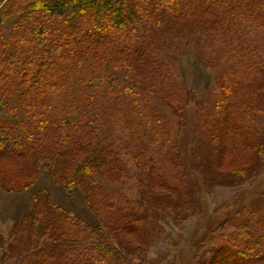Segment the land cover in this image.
Wrapping results in <instances>:
<instances>
[{"label":"trees","instance_id":"1","mask_svg":"<svg viewBox=\"0 0 264 264\" xmlns=\"http://www.w3.org/2000/svg\"><path fill=\"white\" fill-rule=\"evenodd\" d=\"M7 24L0 189L28 191L44 174L79 191L97 223L39 188L0 226V264H142L165 232L154 215L200 214L195 180L209 193L264 176V0H0ZM200 34L204 61L218 49L224 68L213 103L198 106L203 140L188 168L174 129L193 90L161 52ZM247 217L214 227L199 264H264V213Z\"/></svg>","mask_w":264,"mask_h":264},{"label":"rangeland","instance_id":"2","mask_svg":"<svg viewBox=\"0 0 264 264\" xmlns=\"http://www.w3.org/2000/svg\"><path fill=\"white\" fill-rule=\"evenodd\" d=\"M5 27L0 29L3 38H7L10 32L9 25ZM203 39L204 35L200 34L193 36L192 40H178L171 50L164 49V52H161L180 75L182 84L194 91L191 94L192 100L189 101L183 114L182 126L180 128L176 126L174 129L188 168H191L195 162L198 148L203 140L202 130L198 125V106L200 103H213L215 79L224 68L222 65L217 66L218 49H215L217 53L211 56L215 61H204L201 50ZM152 100L160 105L172 120L170 109L157 98ZM255 181L256 179H253L240 186L222 184L206 193L195 180L196 199L201 215L191 217L184 223L154 215L155 219L162 221L165 232L146 246L141 256L134 259L142 264H199L200 258L196 259L200 241L220 222L229 219L234 225H242L249 214L252 216L255 212L260 216L264 213V176L252 187ZM39 188L48 189L64 207L80 219L92 225L97 223L79 191L70 195L66 189L43 174L39 177L36 186L28 191L5 192L0 189V226L3 229L12 228L15 220L28 211L33 191ZM242 205L246 207L241 215H234Z\"/></svg>","mask_w":264,"mask_h":264}]
</instances>
